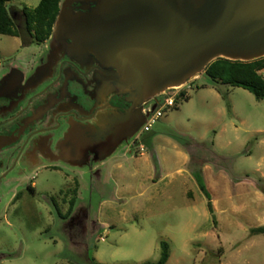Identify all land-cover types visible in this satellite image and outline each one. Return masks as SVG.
<instances>
[{
  "label": "rangeland",
  "instance_id": "obj_1",
  "mask_svg": "<svg viewBox=\"0 0 264 264\" xmlns=\"http://www.w3.org/2000/svg\"><path fill=\"white\" fill-rule=\"evenodd\" d=\"M40 1L9 5L33 10ZM15 20L24 23L20 15ZM42 47L0 35V75ZM171 92L176 106L162 107L131 153L120 149L106 160L99 189L80 193L93 223L74 239L79 246L58 228L53 237L46 233L53 220L42 206L36 231L23 218L2 224L3 264H154L162 241L170 244L167 264H264V235L250 234L264 225V99L205 74ZM198 178L211 193L217 223ZM53 183L55 190L64 186L62 178Z\"/></svg>",
  "mask_w": 264,
  "mask_h": 264
},
{
  "label": "flooded vegetation",
  "instance_id": "obj_2",
  "mask_svg": "<svg viewBox=\"0 0 264 264\" xmlns=\"http://www.w3.org/2000/svg\"><path fill=\"white\" fill-rule=\"evenodd\" d=\"M80 6H74L76 11ZM17 25L30 40L24 46L34 44L24 23ZM38 44L43 45L38 54L9 62L0 75V232L2 224L10 225V217L23 218L36 231L45 206L53 220L46 233L53 237L58 228L70 243L85 237L93 223L80 193L99 189L106 162L101 148L80 144L73 135L83 131V137H89L91 130L126 114L133 104L128 95L103 87L109 71L95 57L75 59L53 46L51 37ZM142 111L146 115L152 107L143 106ZM138 135L118 150L131 153ZM43 177L51 183L44 185ZM57 178L64 180L59 190L53 183ZM6 257L0 246V264Z\"/></svg>",
  "mask_w": 264,
  "mask_h": 264
},
{
  "label": "water",
  "instance_id": "obj_3",
  "mask_svg": "<svg viewBox=\"0 0 264 264\" xmlns=\"http://www.w3.org/2000/svg\"><path fill=\"white\" fill-rule=\"evenodd\" d=\"M51 44L75 59L95 57L109 71L103 87L133 104L89 137L73 135L101 148L104 161L217 59L264 58V0H62Z\"/></svg>",
  "mask_w": 264,
  "mask_h": 264
},
{
  "label": "trees",
  "instance_id": "obj_4",
  "mask_svg": "<svg viewBox=\"0 0 264 264\" xmlns=\"http://www.w3.org/2000/svg\"><path fill=\"white\" fill-rule=\"evenodd\" d=\"M11 1L0 0V35L20 37L23 43L28 45L30 40L23 38L14 18V14L18 13L22 16L27 34L32 40L37 43L47 41L53 33L62 0H41L39 5L33 10L29 8L14 10L9 5ZM263 72L264 58L249 62L220 58L207 67L205 74L216 83L229 85L234 88L240 87L250 91L258 99H264ZM186 99L188 100V98ZM176 103L175 101L171 107H175ZM198 182L208 199V207L214 223H217L211 193L200 178H198ZM250 234L251 236L264 235V225L251 228ZM170 256V244L167 241H162L160 259L154 264H167Z\"/></svg>",
  "mask_w": 264,
  "mask_h": 264
},
{
  "label": "built area",
  "instance_id": "obj_5",
  "mask_svg": "<svg viewBox=\"0 0 264 264\" xmlns=\"http://www.w3.org/2000/svg\"><path fill=\"white\" fill-rule=\"evenodd\" d=\"M175 103V99L173 95H169L166 100L165 103L163 105H161L159 107V109L155 112L149 115V117L146 120V123L144 125V127L141 130V133H145V132H149L153 125L163 116V112H162V107L167 105V106H173Z\"/></svg>",
  "mask_w": 264,
  "mask_h": 264
}]
</instances>
